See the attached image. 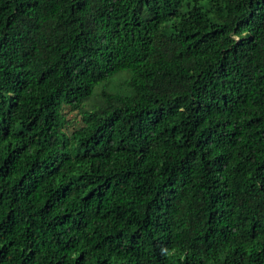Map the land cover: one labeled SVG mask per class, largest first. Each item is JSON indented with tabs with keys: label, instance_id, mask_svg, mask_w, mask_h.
I'll return each mask as SVG.
<instances>
[{
	"label": "trees",
	"instance_id": "1",
	"mask_svg": "<svg viewBox=\"0 0 264 264\" xmlns=\"http://www.w3.org/2000/svg\"><path fill=\"white\" fill-rule=\"evenodd\" d=\"M0 264H264V0H0Z\"/></svg>",
	"mask_w": 264,
	"mask_h": 264
}]
</instances>
